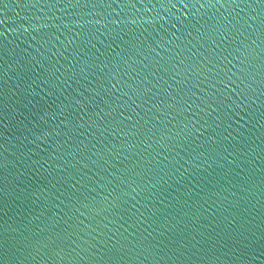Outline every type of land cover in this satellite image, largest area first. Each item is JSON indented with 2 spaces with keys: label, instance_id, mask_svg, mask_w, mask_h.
<instances>
[{
  "label": "water",
  "instance_id": "water-1",
  "mask_svg": "<svg viewBox=\"0 0 264 264\" xmlns=\"http://www.w3.org/2000/svg\"><path fill=\"white\" fill-rule=\"evenodd\" d=\"M0 264H264V0H0Z\"/></svg>",
  "mask_w": 264,
  "mask_h": 264
}]
</instances>
